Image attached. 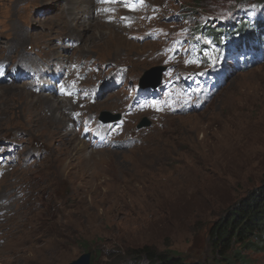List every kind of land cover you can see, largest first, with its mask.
<instances>
[{"label":"rangeland","instance_id":"374dc122","mask_svg":"<svg viewBox=\"0 0 264 264\" xmlns=\"http://www.w3.org/2000/svg\"><path fill=\"white\" fill-rule=\"evenodd\" d=\"M112 1L0 0V264L86 251L91 264H151L146 247L225 264L209 228L264 181V0ZM242 33L256 58L228 48ZM37 63L55 75L38 79ZM160 66L161 84L140 88ZM204 72L223 74L219 85H201ZM42 93L73 106L59 120ZM98 133L110 144L94 147ZM242 254L264 264V249Z\"/></svg>","mask_w":264,"mask_h":264},{"label":"trees","instance_id":"16d2710c","mask_svg":"<svg viewBox=\"0 0 264 264\" xmlns=\"http://www.w3.org/2000/svg\"><path fill=\"white\" fill-rule=\"evenodd\" d=\"M259 32L263 34L264 28ZM253 36L252 33H242L238 40L233 41L236 44L241 40L250 42L256 40ZM208 239L216 260L225 264H247L242 254L243 248L264 249V181L213 222ZM144 252L151 264H192L181 257L148 247Z\"/></svg>","mask_w":264,"mask_h":264},{"label":"bare ground","instance_id":"6f19581e","mask_svg":"<svg viewBox=\"0 0 264 264\" xmlns=\"http://www.w3.org/2000/svg\"><path fill=\"white\" fill-rule=\"evenodd\" d=\"M116 1H118V0H113L112 1V3L111 4H109L108 5V7H112V8H119V7H121V8H125V9H128L129 10V7H124V6H117L116 4L117 3H114V2H116ZM84 2H88V4H90V3H93L94 2V0H80V3H84ZM131 2H133V0H131ZM94 4V3H93ZM70 5V4H69ZM101 7H102V5H101ZM82 8V7H81ZM132 8H134L135 9V7L133 6ZM71 19V18H70ZM79 19V18H78ZM72 20H74L73 18H72ZM85 20V19H84ZM92 21V20H91ZM91 21H85V24H80L81 26H83L82 28L84 29V31H85V29H90L92 26H93V24H92V22ZM67 23V22H66ZM71 24H73V23H71ZM76 25L78 26L79 24H78V22H76ZM76 25H74V26H76ZM72 26V25H71ZM77 28V27H76ZM79 28V27H78ZM80 31V30H79ZM84 33V32H83ZM103 37V36H102ZM28 56V55H27ZM64 56V55H63ZM21 59H22V57H21ZM6 61V60H5ZM64 61H66V60H64ZM64 61H63V63L62 64H60V66H56V71L57 72H60V74L63 72V68L65 67V66H63L64 65ZM39 63V62H38ZM37 63V65H35V67L36 68H34L33 70L36 72V76H37V78L39 79H41V80H45V78H46V76H48V74L46 75V71H48V72H51L52 73V76H54L55 75V73H53V71H51L50 69L48 70V69H42L41 67H40V64H38ZM34 65V64H33ZM43 65V64H42ZM5 67V62H0V72H2V69ZM15 66H13L12 67V69H15L14 68ZM20 68V67H19ZM45 68V67H44ZM48 68V67H47ZM25 69V68H24ZM34 73V72H33ZM44 75H46V76H44ZM59 75V74H58ZM57 75V76H58ZM10 76V75H9ZM26 76H24V78H25ZM67 77V76H66ZM12 78V77H11ZM52 78V79H51ZM51 78H49L48 80H47V82L48 83H50V84H54V82L53 81H56L57 80V78L58 77H51ZM47 79V78H46ZM2 80V79H1ZM40 80V81H41ZM53 80V81H52ZM118 80H120V79H118ZM41 83V82H40ZM30 84V83H29ZM34 85H35V83H34ZM38 86H37V90L39 89L40 90V88H41V90L40 91H43V92H46L49 88H51V86L48 84V88H46V86L45 85H41V84H37ZM29 86V85H28ZM28 86H20V85H13V86H7L6 87V91H8V92H19V93H24L26 90H27V87ZM70 86V81H68V79L67 78H65L64 80H63V83L61 84V86L59 87V88H57V90H58V93H59V95L61 94V93H63V92H65L66 90L65 89H67L68 87ZM53 88H54V86H53ZM28 89H30V87H28ZM46 89V90H45ZM41 96H44V100L45 101H49V102H51L50 104H52V107H53V111H54V109H57V110H55V113H53V116L54 117H58V119L59 120H62V115L61 114H63L62 113V109H66V108H68V107H72L73 105H72V102L70 101V99H68L67 101H65V100H62V99H58V98H56L54 95H51V94H41ZM73 96V95H72ZM67 97V96H66ZM62 101V102H61ZM60 107H61V110H60ZM58 112V114L56 115V113ZM16 218H20V216H19V214H17V212H15L14 213V215H13V219L15 220ZM16 222H18V221H16ZM22 230V228L20 227V228H18V229H16L15 231H21ZM12 234V232H10L9 231V234ZM13 234H14V231H13Z\"/></svg>","mask_w":264,"mask_h":264},{"label":"water","instance_id":"95a60500","mask_svg":"<svg viewBox=\"0 0 264 264\" xmlns=\"http://www.w3.org/2000/svg\"><path fill=\"white\" fill-rule=\"evenodd\" d=\"M164 69V67L160 66L158 68H153L150 69L146 72V74H153L156 73L157 77L156 78H148L147 75L145 77H142L139 86L142 88H155L161 84V71ZM120 114H109V112H103L101 119L104 122H115L119 120ZM151 125V121L149 118L144 117L140 124L138 125L139 128L144 127V126H149ZM91 257H92V252L91 251H86L83 252L78 258L72 260L68 264H91Z\"/></svg>","mask_w":264,"mask_h":264}]
</instances>
